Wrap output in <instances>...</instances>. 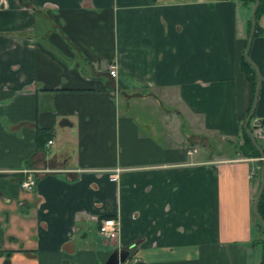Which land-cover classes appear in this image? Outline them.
<instances>
[{
  "label": "crops",
  "instance_id": "1",
  "mask_svg": "<svg viewBox=\"0 0 264 264\" xmlns=\"http://www.w3.org/2000/svg\"><path fill=\"white\" fill-rule=\"evenodd\" d=\"M251 6L0 2V264H102L114 248L130 251L119 264L260 263L259 162L216 142L240 141ZM257 23L252 120H264ZM28 171L34 185L21 190ZM95 216L117 218L114 238Z\"/></svg>",
  "mask_w": 264,
  "mask_h": 264
},
{
  "label": "trees",
  "instance_id": "2",
  "mask_svg": "<svg viewBox=\"0 0 264 264\" xmlns=\"http://www.w3.org/2000/svg\"><path fill=\"white\" fill-rule=\"evenodd\" d=\"M241 3L243 4H248V7H250L253 3L254 0H240ZM254 16H255V27H254V33L253 35H255L258 32V23H257V19L261 16H264V0H258L257 6L255 8V12H254ZM249 24H250V19H247V25H246V30L248 32L249 29ZM239 66L240 68L246 73H250V96H249V102H248V106L246 108L245 114L250 106L251 103V99H252V95H253V89H254V83H255V73L253 68L244 60L243 55L241 56V59L239 61ZM254 112L252 113V115L250 116L248 123H247V127L252 131V118L254 117ZM244 114V116H245ZM243 116V118H244ZM243 118L240 120L239 123V130H240V141H230V140H226L223 142V146L228 147L230 150L231 148L233 149V152H239L241 155L244 156H252V157H257V161L259 162V168L261 165V158L259 157V153L257 151V149L253 146V144L250 141V138L248 136V134L244 131V129L242 128V120ZM261 122H264L263 119H259ZM182 124H183V120H181ZM256 142L258 143V145L260 146V148L263 150V154H264V148L263 145L260 144L257 140V137H255ZM212 144V142H211ZM259 168H258V179H257V186L259 184ZM256 186V188H257ZM256 209L260 215V217L262 218V220L264 221V185L263 188L261 190V193L259 195L258 201H257V205H256ZM255 219V224L259 230L260 236H259V242L261 244V248H262V255H261V260L259 264H263L264 261V235H263V228L261 226V224L257 221L256 218Z\"/></svg>",
  "mask_w": 264,
  "mask_h": 264
},
{
  "label": "water",
  "instance_id": "3",
  "mask_svg": "<svg viewBox=\"0 0 264 264\" xmlns=\"http://www.w3.org/2000/svg\"><path fill=\"white\" fill-rule=\"evenodd\" d=\"M257 3H258V0H254L253 4L251 6V9H250V15H249L250 24H249V29H248L244 49H243L244 60L254 70L255 83H254L253 95H252L250 106H249V108H248V110H247V112H246V114L242 120V128L248 134L251 143L257 149V151L259 153V157H261V160H262L260 168H259V184L255 190V193H254V196L252 199V213H253L254 217L257 219V221L261 224V226L263 228V235H264V221L262 220V218L260 217V215L256 209L257 201H258L259 195H260L261 190H262L263 185H264V158L262 157L263 156V150L260 148V146L256 142L254 135L251 132V130L247 127L248 120H249L250 116L252 115V113L254 112V109L256 106L257 94H258V89H259V84H260V75L258 73L257 67L251 61V59L249 58V55H248L249 46H250V43H251V40L253 37V33H254V27H255L254 12H255V8L257 6ZM128 253H129V251L125 248H115L107 255V257L105 258V260L103 261L102 264H118V263H121L126 259ZM263 264H264V261H263Z\"/></svg>",
  "mask_w": 264,
  "mask_h": 264
},
{
  "label": "built area",
  "instance_id": "4",
  "mask_svg": "<svg viewBox=\"0 0 264 264\" xmlns=\"http://www.w3.org/2000/svg\"><path fill=\"white\" fill-rule=\"evenodd\" d=\"M3 2V0H0V2ZM108 73L110 75L115 74L114 65L109 64L108 65ZM252 124V133L255 137L261 138V142L264 148V122H261L259 119L254 118L251 122ZM47 142H51V140H47ZM264 158V154L262 156ZM261 158V157H260ZM114 174L111 173L110 177H113ZM20 186L25 189H30L34 185V178L32 174L28 171L26 172V175L23 179L20 181ZM116 220L111 217L103 218L99 221L98 224V230L99 232L108 235V236H114L116 233Z\"/></svg>",
  "mask_w": 264,
  "mask_h": 264
},
{
  "label": "rangeland",
  "instance_id": "5",
  "mask_svg": "<svg viewBox=\"0 0 264 264\" xmlns=\"http://www.w3.org/2000/svg\"><path fill=\"white\" fill-rule=\"evenodd\" d=\"M182 125H183V127H184L185 130H188V126L185 125V123H183ZM180 126H181V125H180ZM186 139H188V140L191 139V140H190V141H192V142H191V145H192L193 147L197 148V149H201L203 143H205L203 138H201V137H196L195 135L192 136L191 138H190V137H186ZM257 140H258V142H259L260 144H262V142H261L258 138H257ZM216 142L219 144V148H221V150L227 151V153L230 154L229 151H231L232 148H231V150H230L228 147H225V146L221 145L222 142H220L219 140L216 141ZM222 153H223V152H222ZM224 153H225V152H224ZM231 153H232V152H231ZM221 155H222V154H221Z\"/></svg>",
  "mask_w": 264,
  "mask_h": 264
},
{
  "label": "flooded vegetation",
  "instance_id": "6",
  "mask_svg": "<svg viewBox=\"0 0 264 264\" xmlns=\"http://www.w3.org/2000/svg\"><path fill=\"white\" fill-rule=\"evenodd\" d=\"M19 181H20V180H19ZM18 186H19V188H20L21 190H27V191H28V190H31L32 187H33V186H32L30 189L22 188V187L20 186V182H18ZM106 217L114 218V219L116 220V227H117V229H118V222H117V218H116V217H113V216H105V217L98 218V217L95 216L93 219L97 221V229H96V230H97V233H99L101 236H104V237H107V238L112 239V238H114L115 235L117 234V229H116V233H115L114 236H108V235H105V234L99 232V230H98V224H99V221H100L101 219H103V218H106ZM114 249H115V248H114ZM125 249H127V250L129 251V248H125ZM111 251H112V250H111ZM111 251H110V252H111ZM110 252H109V253H110ZM109 253H108V254H109ZM129 254H130V251H129V253H128L126 259L128 258ZM126 259H125V260H126ZM125 260H124V261H125ZM124 261H123V262H124ZM102 263H103V262H102ZM121 263H122V262H121ZM118 264H119V263H118Z\"/></svg>",
  "mask_w": 264,
  "mask_h": 264
}]
</instances>
